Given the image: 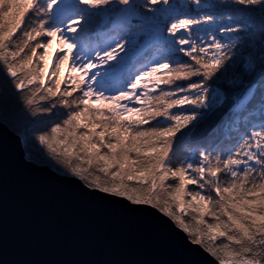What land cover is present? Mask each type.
I'll list each match as a JSON object with an SVG mask.
<instances>
[{
    "label": "snow or ice",
    "instance_id": "obj_1",
    "mask_svg": "<svg viewBox=\"0 0 264 264\" xmlns=\"http://www.w3.org/2000/svg\"><path fill=\"white\" fill-rule=\"evenodd\" d=\"M0 127L193 264H264V0H0Z\"/></svg>",
    "mask_w": 264,
    "mask_h": 264
},
{
    "label": "water",
    "instance_id": "obj_2",
    "mask_svg": "<svg viewBox=\"0 0 264 264\" xmlns=\"http://www.w3.org/2000/svg\"><path fill=\"white\" fill-rule=\"evenodd\" d=\"M0 127V264H193L156 221L85 200Z\"/></svg>",
    "mask_w": 264,
    "mask_h": 264
},
{
    "label": "trees",
    "instance_id": "obj_3",
    "mask_svg": "<svg viewBox=\"0 0 264 264\" xmlns=\"http://www.w3.org/2000/svg\"><path fill=\"white\" fill-rule=\"evenodd\" d=\"M177 2H180V0H177ZM210 2L217 3L218 0H210ZM41 116L42 122H47L49 118H51V114H39Z\"/></svg>",
    "mask_w": 264,
    "mask_h": 264
},
{
    "label": "rangeland",
    "instance_id": "obj_4",
    "mask_svg": "<svg viewBox=\"0 0 264 264\" xmlns=\"http://www.w3.org/2000/svg\"><path fill=\"white\" fill-rule=\"evenodd\" d=\"M22 144V143H21ZM22 147H23V144H22ZM23 150H24V148H23Z\"/></svg>",
    "mask_w": 264,
    "mask_h": 264
}]
</instances>
